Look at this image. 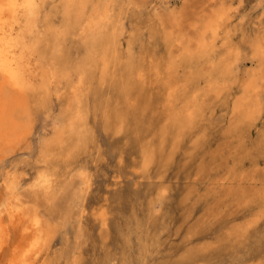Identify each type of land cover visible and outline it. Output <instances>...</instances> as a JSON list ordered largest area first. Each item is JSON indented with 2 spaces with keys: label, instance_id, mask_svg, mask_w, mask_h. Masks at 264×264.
<instances>
[{
  "label": "rangeland",
  "instance_id": "rangeland-1",
  "mask_svg": "<svg viewBox=\"0 0 264 264\" xmlns=\"http://www.w3.org/2000/svg\"><path fill=\"white\" fill-rule=\"evenodd\" d=\"M110 1L109 34L114 33L116 47L121 48L116 52H123L118 54L119 59L133 53L143 62L134 70L137 75L133 73L139 82L134 90L131 85L133 94H145L142 86L154 87L158 83L162 65H156L155 61L160 63L170 49L175 58L173 89L184 86L187 95L196 96L195 115L191 124L176 125L166 139L146 134L147 151L144 156L136 154L125 142L127 121L118 117V113L122 114L120 110L133 99L126 104L113 95V86L109 87L114 81L110 74L113 65L109 73L102 75L100 67L99 71L98 67L93 68L85 90L84 151L78 153L72 167L53 177L47 194L34 202L39 217L49 229L48 240L52 241L45 245L38 263L264 264V0ZM222 12L227 16L224 22L220 21L218 36L212 40L206 34L204 38L208 40L201 44L202 26ZM76 41L70 37L65 44L72 60L82 57ZM203 59L207 60L206 64ZM190 60L194 66L188 63ZM44 63L37 62V71L45 69L47 63ZM115 67L118 78L120 69ZM64 69L68 77L56 86L58 90L66 88L67 81L71 85L76 79L70 65ZM253 75L260 86L244 98L242 86L250 83ZM239 97L241 104L235 110L234 102ZM52 100V110L42 108L43 113L41 110L36 116V132L51 131L58 113L54 93ZM255 103L256 106H251ZM251 107L256 114L244 115ZM152 125L147 122L141 127L152 132L163 126L152 129ZM137 136L143 135L139 132ZM159 137H164V133ZM24 169L18 171L24 180L22 193L26 190L25 183L36 175L35 169ZM3 185L0 174L1 192L5 191ZM17 230L15 227L10 233L11 245L20 238ZM10 250L7 246L2 251L5 253H1L0 264H8Z\"/></svg>",
  "mask_w": 264,
  "mask_h": 264
},
{
  "label": "bare ground",
  "instance_id": "bare-ground-1",
  "mask_svg": "<svg viewBox=\"0 0 264 264\" xmlns=\"http://www.w3.org/2000/svg\"><path fill=\"white\" fill-rule=\"evenodd\" d=\"M25 2L26 0H16L17 4H24ZM7 3L8 0H0V5H7ZM32 5L33 6L31 7H16L14 9H8L5 6L0 10V174L4 184L3 188L5 190L4 192L0 191V256L1 253H3L2 251L5 250V247H10L11 250L9 253L10 257L8 258V264H39L38 261L44 255L43 249L45 245L48 241H51V239L48 240L49 229L47 226V228L45 227L46 224L44 225L43 220L39 217L34 202L39 197L47 194L48 190L52 187L53 177L72 167L75 164V159L78 156V153L84 151L86 139L85 127L87 124L85 90L87 87L86 81L90 80V77H92L91 71L93 68L98 67L97 71H99L100 67L99 72H101L100 75H102L110 71L111 65L114 66V69H116V65L119 67L120 76L116 71L118 78L115 76L114 69L111 70L112 72L110 74H112L114 81L113 85L109 82V87L111 88V86H113L112 93L117 97V100L119 99L127 104L133 99L129 105H126L120 110L122 114L118 113V117L120 119L124 118L128 124V128L125 127L126 131H124L125 142L131 145L133 150L136 151V154L139 153L142 156H144L147 151L144 136L148 133H152L155 138L166 139L176 125L179 124L181 126L178 127H183L184 125L191 124L193 121L192 117L195 115L196 106H194V103L197 101L195 98L196 96L193 98L192 93L188 95L186 94L187 88H183L184 86L181 88L178 87L179 89H173V87H175L173 85L175 83V78H173L175 58L173 59L172 52L168 49L169 47L166 51L167 56H165L166 54L164 55L166 59L162 57V62L160 60L161 64L159 62L156 63L157 61H155L156 65H162L161 70H159L160 77L162 78L159 77V80L157 81L158 83H156L154 87H146L145 85L144 87L141 85L145 90V94L144 92L133 94L131 85H133L134 90L135 83H139L135 80V75H137L138 72H135L134 70L138 69L143 62L139 57L136 58V54L133 56V53L128 54V56L126 55L123 59H119L118 54H123V52H116L117 39L114 38V33L112 35L109 34L112 22L110 13L112 12V3L110 0H32ZM130 10H133V8ZM226 16V12L218 13L212 20L204 23L202 26V36L200 38L201 44L208 40L204 38L206 34H209L212 40H215L219 34V29L221 28L220 21H223ZM246 21H248V19ZM233 24H235V22ZM235 25H239V23H236ZM135 29L136 31H139L137 28ZM117 30V27H115L114 31ZM242 36H244V34ZM70 37H74L77 40L76 42L79 43V47L82 50V57L79 60H72L68 52L70 50L67 51L65 48V44ZM242 43H244V41ZM252 43L256 44L254 43V40ZM261 44H263V42ZM221 45L219 47H222ZM224 46H226V44ZM219 47L218 49H220ZM260 49L262 50L263 48ZM76 50L75 52L77 53ZM200 50H202V48ZM256 50L257 49L254 51L256 52ZM183 51L185 52L187 49L184 48ZM207 51H209V49ZM249 51L250 50H248V52ZM80 52H78V55ZM244 52L245 51L242 53L243 55ZM255 52L253 54H255ZM70 53L72 54V52ZM136 53L138 54V52ZM212 54H214V52ZM250 56L254 57L255 55L253 56L250 54ZM200 57L202 58L201 53L199 55V58ZM189 58L192 60L191 57ZM212 58L213 57H211V59ZM191 60L188 62L190 65L192 64ZM40 61H44V64L47 63L48 67L45 65V69L39 68L40 71H37V62ZM205 61L204 63L206 64ZM180 62H183V60ZM68 65H70L75 71L76 79L71 85L68 84L67 81L66 85L68 86L63 90H58V87L56 86H59V84L62 83V80H67L68 76L64 68ZM220 67L222 68V66ZM61 69L64 70L62 71ZM133 73L135 75H133ZM245 74L246 73H244V75ZM240 75L237 77H240ZM255 75L257 76V74ZM255 75L252 76L250 83L245 82L247 83L245 84L242 82L245 84H242L241 92V96L244 98L250 93H254L260 86ZM178 79L179 78L176 79V82ZM179 81L181 82V80ZM54 87L55 89H53ZM121 89L123 92H120ZM129 90H131V92ZM128 91L129 93L127 94L126 92ZM53 93L56 95L58 101V113L52 121L51 131H46V133L36 132V116L41 112L42 108L51 109ZM100 97L103 98L101 95ZM240 98L241 97L235 100L233 109L237 110L239 108L241 104ZM251 106H256V103ZM109 108L111 107L109 106ZM101 113L102 112H100V114ZM255 114L256 110L252 107L251 110L247 109L244 111V115L246 116L252 117ZM147 122L153 124L152 129L161 124L163 126H159L156 131H143L141 126L143 123ZM139 132L143 135L142 138L137 136ZM162 132L164 133V137L161 138L159 135ZM140 140L142 141L141 143ZM157 147L159 148V146ZM30 158L34 159V163L29 161ZM8 167H10V169H7ZM26 167L35 169L36 175L29 183L27 182L28 184L25 183L26 190L24 191L25 193H22L21 187L24 180L18 171L19 169H24ZM99 206L100 205H98V207ZM94 208L97 209V207ZM42 217L44 216L42 215ZM15 227L18 229L17 231L19 232L20 238L17 242L12 244V247L8 238ZM46 264L57 263L47 262Z\"/></svg>",
  "mask_w": 264,
  "mask_h": 264
},
{
  "label": "snow or ice",
  "instance_id": "snow-or-ice-1",
  "mask_svg": "<svg viewBox=\"0 0 264 264\" xmlns=\"http://www.w3.org/2000/svg\"><path fill=\"white\" fill-rule=\"evenodd\" d=\"M7 7L8 9H14L16 7H31L32 5V0H26L24 4H17L16 0H8L7 5H0V10L3 9V7Z\"/></svg>",
  "mask_w": 264,
  "mask_h": 264
}]
</instances>
